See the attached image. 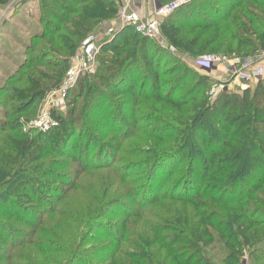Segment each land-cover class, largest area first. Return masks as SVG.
I'll list each match as a JSON object with an SVG mask.
<instances>
[{
	"label": "trees",
	"instance_id": "1",
	"mask_svg": "<svg viewBox=\"0 0 264 264\" xmlns=\"http://www.w3.org/2000/svg\"><path fill=\"white\" fill-rule=\"evenodd\" d=\"M118 2L40 0L41 29L0 85V264H264L263 79L210 102L208 75L124 26L48 129L14 118L34 116ZM233 6L189 0L162 36L190 58L264 53V0ZM121 153L140 157L117 165Z\"/></svg>",
	"mask_w": 264,
	"mask_h": 264
},
{
	"label": "built area",
	"instance_id": "2",
	"mask_svg": "<svg viewBox=\"0 0 264 264\" xmlns=\"http://www.w3.org/2000/svg\"><path fill=\"white\" fill-rule=\"evenodd\" d=\"M185 1L186 0H173L159 4L157 0H153L151 9L146 16H140L136 11L128 10L125 7H119L117 16L110 24L103 26L96 33L87 35L82 40L80 51L72 59L67 75L60 87L48 93L47 98H49L48 103L50 106L47 110L45 109L42 111L32 124L42 130L50 126V110L62 108V101L67 96L68 90L75 85L81 76H84L91 70L100 51L101 41L110 38L116 30L124 26H130L141 36L156 40L160 47L164 48L168 53L173 54L176 49L165 42L166 40L162 36L160 30V24L165 17L170 15ZM263 59L264 53L246 59L236 56L204 54L195 59V64L208 76L212 74L213 71H216V69H223L225 71L222 75V79L216 81L214 85L210 87L209 94L215 95L218 91L225 89V84L232 83V86H234V80L250 84L257 79H264ZM245 60H251L255 65L245 69V66L242 65ZM58 100L60 101V105H58Z\"/></svg>",
	"mask_w": 264,
	"mask_h": 264
},
{
	"label": "rangeland",
	"instance_id": "3",
	"mask_svg": "<svg viewBox=\"0 0 264 264\" xmlns=\"http://www.w3.org/2000/svg\"><path fill=\"white\" fill-rule=\"evenodd\" d=\"M172 1V0H169ZM189 0H186L184 3L188 2ZM221 2L222 7L226 10L229 11L230 7L233 6V3L235 1H239V0H228L229 4H227L226 2H224L223 0H218ZM119 3V2H118ZM39 4H40V0H10L6 5H4L1 9H0V85H2L4 78H6L7 74H11L13 71H15L17 69V66L19 65V63H21L24 60V51L26 49V47L30 44L32 36L37 32L40 31L41 29V23L39 22ZM251 4L250 3H246L244 4V7H250ZM120 7V6H119ZM234 8V6H233ZM236 8L233 9L232 12H230L231 14L235 13ZM204 13H206L209 16H212L208 10H204ZM238 14H243L241 12V10L238 11ZM112 22V21H111ZM111 22H107L104 23L101 28L103 26H107L108 24H110ZM166 43H168L167 41H165ZM156 45L158 44V42L156 40L152 41V45ZM80 46L75 50L74 54L70 57V59L68 60V67L65 70L63 76H62V80L61 83L63 82V80L65 79L66 75H67V71L70 67V63L72 61V59L74 58V56H76L79 51H80ZM160 47V45H159ZM209 54H213V53H209ZM175 57H177V59L180 60L181 63H184L185 65H187L190 69H193L194 71L198 72V73H203L195 64V59L198 57H187L186 55L180 54L177 50L172 54ZM214 55H223L220 53H215ZM226 56V55H225ZM100 64V61L95 59L94 65L91 68V70L89 72H87L85 74V77H90L93 76L96 72H97V68ZM173 63L167 64L168 66H171ZM221 69H219V71H216L215 73L209 74V77L212 79V82L210 83L209 89L207 91V94L209 96V101H213L216 96L218 95V93L220 90L218 91L215 95H211L209 94V90L210 87H212L214 85V83L216 81H219L222 79V74H221ZM255 81H253L252 83H254ZM60 83V85H61ZM193 80L190 81V83L187 85L190 86L192 85ZM60 85L58 87H60ZM50 87V86H49ZM57 87V88H58ZM254 87V85H253ZM56 87H50L49 89H47L44 97L40 100H37L35 103H33L30 107L28 112L30 111H34V116L31 117L28 115V113H22V114H18L19 116H14V118L19 117V120L21 123H23V130H27L29 129L28 127L33 126L36 127L34 124H32L34 122V120H36L38 118V116L40 115V113L42 111H44L45 109L47 110V108L50 106L48 103V93H50L51 91H54L55 89H57ZM225 91H230V92H241V88L239 87H233L232 83H228L225 84ZM67 97L66 96L63 99V107L60 109H57L59 112H65L66 108H67ZM2 100V98L0 97V101ZM60 101L58 100V105ZM80 103V101H79ZM11 105V104H9ZM3 107H0V121L2 120V114H3ZM51 111V110H50ZM37 128V127H36ZM48 129V128H47ZM46 130V129H45ZM119 161L117 160V165H122V164H126L130 161H136L139 159L140 156H136V155H129V154H125V153H121L119 154ZM96 175H94L92 178L93 181L95 180V182H92L90 184L95 185V186H99L97 184L98 182V177H95ZM176 177V174L172 175L170 178L174 179ZM87 190H89V188L87 187ZM83 201L80 192H78L76 195H74L70 200L69 203L71 205H78ZM115 213H117V210H114ZM101 231L99 230L98 232H96V236L100 235Z\"/></svg>",
	"mask_w": 264,
	"mask_h": 264
},
{
	"label": "crops",
	"instance_id": "4",
	"mask_svg": "<svg viewBox=\"0 0 264 264\" xmlns=\"http://www.w3.org/2000/svg\"><path fill=\"white\" fill-rule=\"evenodd\" d=\"M153 0H119V6L125 7L128 10L136 11L140 16H146L152 6ZM264 62V59H263ZM243 66H245V69L251 68L255 65L251 60H245L243 61ZM239 67V66H238ZM237 67V69H238ZM242 67V66H241ZM240 68V67H239ZM216 71H219V69H216ZM216 71H213L215 73ZM221 74H224V70L221 69ZM263 79V78H262ZM259 80V79H257ZM257 80L254 83H244L242 81L234 80L233 87H239L241 89H244L246 87L253 88V85L257 82ZM264 80V79H263Z\"/></svg>",
	"mask_w": 264,
	"mask_h": 264
}]
</instances>
